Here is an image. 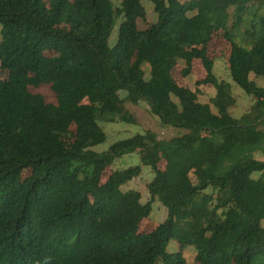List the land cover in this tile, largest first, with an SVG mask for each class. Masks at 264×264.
I'll use <instances>...</instances> for the list:
<instances>
[{
    "label": "trees",
    "instance_id": "1",
    "mask_svg": "<svg viewBox=\"0 0 264 264\" xmlns=\"http://www.w3.org/2000/svg\"><path fill=\"white\" fill-rule=\"evenodd\" d=\"M143 1L0 0V264H264V0H146L157 19L139 30ZM220 32L230 79L254 100L239 119L207 54ZM180 61L182 77L201 63L196 84L214 87L216 113L174 79ZM41 86L55 102L31 91ZM142 101L186 133L146 131L94 151L107 139L99 121L135 125L126 104ZM131 154L153 174L146 203L122 190L141 166L106 176ZM154 201L167 219L140 232Z\"/></svg>",
    "mask_w": 264,
    "mask_h": 264
},
{
    "label": "rangeland",
    "instance_id": "2",
    "mask_svg": "<svg viewBox=\"0 0 264 264\" xmlns=\"http://www.w3.org/2000/svg\"><path fill=\"white\" fill-rule=\"evenodd\" d=\"M189 0H179L180 3H185ZM118 6V2L114 3ZM143 6L146 11V17L144 20H137V27L139 30H145L149 24L154 23L157 19V16L153 9V4L149 1H143ZM121 22V19L118 20L112 35L110 37L109 43L110 45H114L117 41V33L118 26ZM230 43L223 37V34L215 33L211 41L207 46V54L208 57L213 61V74L217 78L218 81H223L231 85L232 95L235 99V103L232 108L229 109V112L232 117L239 119L246 113H248L251 109V106L254 104V100L246 95V93L235 85L229 76L228 71V56L230 53ZM179 68H176L173 71V77L177 81L180 86H184L189 88L192 91H197L198 101L202 105L209 106L212 112L216 113V109L211 103V99L215 96V89L211 85H197L196 81L202 80L205 78V71L200 62L194 61L191 74L182 77L181 69L185 67L182 61L179 62ZM4 77V75H2ZM34 93H39L43 95L47 102H55V97L51 92L48 86H41L38 89H31ZM125 96L124 93L121 95ZM126 108L136 117L137 123L135 125H129L122 123L120 121L106 122L99 121L100 127L105 132L107 139L104 143L93 148L96 152L106 151L109 146L122 139H126L132 137L136 134H143L146 131L154 132L159 139L162 140H171L178 136L184 135L186 131L174 129L172 127H164L160 124V121L157 117L151 114L149 106L146 102L142 101L138 105H132L127 103ZM262 149H264V143L262 145ZM242 157H249L257 160H263V156L261 150L251 151H241ZM234 161V160H233ZM232 161V162H233ZM230 160L225 162V167H228ZM201 164V157L195 155L193 158V169L185 181V184L192 185L196 182L199 173V165ZM164 164L161 165L163 167ZM141 166L139 157L137 154L126 155L121 159H118L114 162V164L106 170V176L114 171V170H122L128 167ZM141 174L127 183L122 187L123 191L135 190L141 194V202L146 203L150 200L149 193L147 190V184L153 179V174L148 167L141 166ZM253 178H257L259 176L258 173H254ZM207 193H212L211 190H207ZM167 210L166 208L159 202L154 201L152 204V211L148 218L144 219L140 225V232H148L154 229L158 224L162 223L167 219ZM168 249L173 250V252L178 251L179 248L173 242L168 245ZM188 253H185L186 261L192 262L194 256L190 253H194V249H190L189 247L186 249Z\"/></svg>",
    "mask_w": 264,
    "mask_h": 264
}]
</instances>
